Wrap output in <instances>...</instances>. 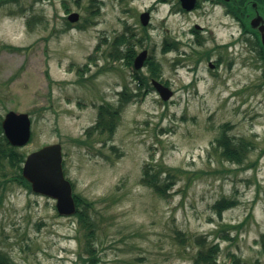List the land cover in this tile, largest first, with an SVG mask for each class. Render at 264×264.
I'll list each match as a JSON object with an SVG mask.
<instances>
[{"label": "rangeland", "instance_id": "rangeland-1", "mask_svg": "<svg viewBox=\"0 0 264 264\" xmlns=\"http://www.w3.org/2000/svg\"><path fill=\"white\" fill-rule=\"evenodd\" d=\"M155 2L0 0V113L31 115L33 137L20 148L24 155L61 143L74 191L94 204L93 264H193L200 238L219 243V264H236L233 254L240 264H264L257 242L264 232V78L239 59L218 70L208 68L206 56L197 61L203 48L229 38L213 17L217 37L203 48L187 44L190 37L178 30L189 24L166 3L142 26L139 13ZM70 12L79 18L67 25ZM172 32L178 49L164 52ZM123 33L133 35L137 52L145 48L159 61L157 79L173 95L162 101L150 90L142 100L132 97L113 133L87 135L98 104L116 106L124 86L136 88L132 69L115 58L125 44L119 49L112 42ZM220 53L211 51L212 58ZM223 128L250 142L243 163L220 156L215 139ZM146 164L160 169L161 181L173 182L166 196L141 182ZM223 196L238 204L218 216L213 204ZM54 205L7 183L0 190V250L17 264H87L78 256L75 218L58 215Z\"/></svg>", "mask_w": 264, "mask_h": 264}, {"label": "trees", "instance_id": "trees-1", "mask_svg": "<svg viewBox=\"0 0 264 264\" xmlns=\"http://www.w3.org/2000/svg\"><path fill=\"white\" fill-rule=\"evenodd\" d=\"M65 9L68 11V7L64 5ZM88 18L86 17L85 20ZM66 24L69 25V22L66 21ZM80 26L84 24L80 23ZM133 35H128L127 33L120 34L112 42L117 48L120 44H125V47L118 50V53L115 54V58L123 59V62L127 66L132 65L133 58L136 54V48L134 43L130 42ZM98 47V46H97ZM18 49V48H16ZM170 49L168 40L164 38L162 50L164 52ZM145 64L149 68L150 74L146 76L141 70H136L133 72V79L136 81V91L134 92L133 88L130 89L127 86H124L121 91L118 92L119 98L117 105H112L109 102L98 104L97 109V119L95 123L86 129V134L89 135L91 131L95 130L100 133H113L116 129L117 122L119 119V114L122 107L128 103L132 97H137V100H141L147 91L152 88L149 78L154 77L158 78L160 75V63L154 58L153 55L147 57ZM2 115L0 113V121ZM226 127H229L226 124ZM220 135L215 139L216 144L218 145L220 151L219 154L221 157L233 161L237 164L244 162L246 153L250 148V142L243 138H240L238 141L234 137L227 134L225 128L222 129ZM82 142V140H77ZM24 159V153L20 151L18 147L11 146L4 135L2 134V129L0 126V190L5 187L9 182H16L26 188H29V183L21 175V165ZM160 169H154L152 164H146L143 168V174L141 177V182L145 185L150 186L155 192L161 196H166L168 194V189L172 187L173 182L170 181H161L160 180ZM167 178H172V173L167 174ZM77 210L74 215V218L78 224V230L80 232V237L82 238V252L78 256L82 261H86L87 264H93L97 259V251L95 248V230L96 222L91 211H93V202L84 198L78 193L74 194ZM238 204L236 198L230 197H221L213 204V207L216 210L218 216H221L222 212L226 209L234 207ZM182 235V240L184 241L185 236ZM199 247L193 257V264H219L218 263V254L220 251L219 243L213 242L205 245L204 239H197ZM260 244L261 251L264 253V232L261 233L259 240L257 241ZM85 255V256H84ZM233 259L236 264H240L239 258L233 254ZM0 264H16L8 253L0 250Z\"/></svg>", "mask_w": 264, "mask_h": 264}, {"label": "flooded vegetation", "instance_id": "flooded-vegetation-1", "mask_svg": "<svg viewBox=\"0 0 264 264\" xmlns=\"http://www.w3.org/2000/svg\"><path fill=\"white\" fill-rule=\"evenodd\" d=\"M193 1V6L187 9L183 7L182 0H156L146 10L152 13L157 4H168L171 15L181 18V24H189L187 28L180 26L178 31L180 35L186 32L190 37L187 44L196 48H203L209 39L214 41L217 37L214 26L212 28L210 25L211 18L221 21L218 24L228 28L229 38L215 42L216 48H203V52L209 53L208 67L218 70L219 66L226 63L231 69L236 65L235 59H239V65L244 64L241 67L249 65L264 78V0ZM170 37L172 41L178 42L180 39L174 32ZM216 49L224 54L220 53L218 57L212 58L211 51ZM222 49H226V52ZM183 53L185 56L186 52Z\"/></svg>", "mask_w": 264, "mask_h": 264}, {"label": "water", "instance_id": "water-1", "mask_svg": "<svg viewBox=\"0 0 264 264\" xmlns=\"http://www.w3.org/2000/svg\"><path fill=\"white\" fill-rule=\"evenodd\" d=\"M185 8L193 5V0H182ZM70 21L78 19V13L72 12L68 15ZM149 19L148 12H142L140 21L143 25ZM147 51L144 49L138 53L133 61L135 69L142 66ZM160 97L167 100L172 91L156 80L151 81ZM3 133L9 143L13 146H23L31 134V120L26 112H15L9 110L1 120ZM22 175L31 185V189L39 194L47 195L56 200V209L59 214L71 215L75 212V201L72 195L71 183L65 178L62 169L61 144L51 143L42 146L27 154L23 166Z\"/></svg>", "mask_w": 264, "mask_h": 264}]
</instances>
